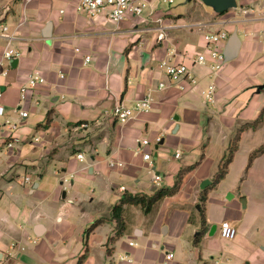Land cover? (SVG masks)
I'll return each mask as SVG.
<instances>
[{"label": "crops", "instance_id": "crops-1", "mask_svg": "<svg viewBox=\"0 0 264 264\" xmlns=\"http://www.w3.org/2000/svg\"><path fill=\"white\" fill-rule=\"evenodd\" d=\"M193 1V10L177 15L155 0L141 18L115 25L77 13L66 0H37L19 27L23 0H0V24L17 35L19 52L4 61L0 37V133L21 139L0 159V264H264V152L250 164L264 146L262 0H237L223 14ZM222 30L229 33L224 51L236 35L238 53L215 73L194 60L206 49L205 35ZM164 59L186 64L191 78L172 83L159 67ZM35 70L45 83L23 100ZM149 94L150 111L126 124L114 117L117 103L134 108ZM144 139L150 145L139 153ZM182 171L180 190L152 212L125 205L126 229L112 241V210L123 195L174 187ZM24 174L32 184H22ZM225 221L237 229L233 240L220 235Z\"/></svg>", "mask_w": 264, "mask_h": 264}, {"label": "built area", "instance_id": "built-area-1", "mask_svg": "<svg viewBox=\"0 0 264 264\" xmlns=\"http://www.w3.org/2000/svg\"><path fill=\"white\" fill-rule=\"evenodd\" d=\"M37 0H23V21L18 25L19 27L26 22V9L30 3ZM69 3H73L77 13L85 15L87 17H97L104 16L109 21L115 25H120L130 17L141 18L146 11L152 7L155 0H66ZM166 5L172 6L177 0H160ZM262 5L264 9V0H262ZM64 13V11H61ZM162 18L158 19L159 23H162ZM0 37L5 39L6 45L3 52V60L11 64L19 55L18 50L14 46V42L17 39V35L9 33V26L7 24H0ZM164 35H160L162 39ZM229 38V33L226 30L211 32L205 35V40L207 43L205 51L201 52L194 60L195 64L207 65L215 73L221 71L224 63L226 62L224 54V44ZM91 61V57L87 56L85 59L86 63ZM159 67L164 69L167 76L170 78L171 82L174 84H179L184 79L188 77L191 78L190 68L186 64L174 63L172 60H161ZM192 83L196 80L192 79ZM45 83V78L43 77L40 70L33 71L28 76V81L21 88L22 99L25 100L27 93L31 89H35L38 85ZM160 88H166L168 85L164 82L159 84ZM213 87H210L208 92V99L212 100ZM0 94V117L5 114L4 106L1 102ZM153 107V98L149 94L143 99L139 100L134 108H130L124 105L122 102L117 103L113 109L114 117L122 124H126L136 115L148 112ZM20 115L23 119L29 117V112L20 109ZM87 124H81V127H87ZM13 129H16V125H12ZM37 140V139H36ZM160 138L156 140L157 143L160 142ZM21 142V139L17 136L2 137L0 133V159L3 157L5 151H13L15 147ZM150 141L147 139L139 141V153H143L141 149L143 146H149ZM180 152L176 153V157L179 158ZM143 157L145 160H150L152 155L150 153H144ZM78 159L80 161L84 160V154H78ZM110 167H122L123 163L117 162L115 160L109 161ZM22 184L30 185L33 180L30 175H22ZM220 235L222 238L227 240H233L237 236V229L232 225L231 222L225 221L220 226ZM173 253H168L167 260H172L174 258Z\"/></svg>", "mask_w": 264, "mask_h": 264}, {"label": "trees", "instance_id": "trees-1", "mask_svg": "<svg viewBox=\"0 0 264 264\" xmlns=\"http://www.w3.org/2000/svg\"><path fill=\"white\" fill-rule=\"evenodd\" d=\"M20 1V0H18ZM261 123V119H259L258 121L254 122L253 124H249L246 125L242 128H249V127H257L259 124ZM239 138V134L236 137L234 143L230 146L229 152L228 154L224 157L223 159V163L220 167L219 172L217 173V175L215 176L214 179V183H219L226 175L227 171H228V167L229 164L231 163L233 156H234V152L237 149V140ZM264 152V146L261 147L260 149H258L250 158V164L253 161V158L258 154ZM185 171H182L179 176H178V180L175 184L174 187L171 188H161L158 191H156L153 195H146V194H130V193H125L123 195V197L120 200V203L115 205L113 207L112 210V215H111V220L112 221H116V236L114 238H112V241L116 238V237H120L125 229H126V222L125 219L123 217V210H124V206L125 205H137V206H141L144 210V212L146 214L152 212L154 210V208L156 207V205L162 201L164 198L166 197H171L174 196L181 187V182H182V178L184 175ZM104 220H98L96 221L88 230H87V234H89L96 226H98L99 224L103 223ZM203 224H206V220L205 218H203ZM83 258H81L79 264L82 263Z\"/></svg>", "mask_w": 264, "mask_h": 264}, {"label": "water", "instance_id": "water-1", "mask_svg": "<svg viewBox=\"0 0 264 264\" xmlns=\"http://www.w3.org/2000/svg\"><path fill=\"white\" fill-rule=\"evenodd\" d=\"M207 6L212 7L218 14H223L231 9L238 6L237 0H201ZM238 40L237 36L234 35L230 38L226 50L224 51L226 61L232 60L238 53ZM17 61L13 63L16 66ZM209 182V181H208ZM216 229V227H214Z\"/></svg>", "mask_w": 264, "mask_h": 264}, {"label": "rangeland", "instance_id": "rangeland-1", "mask_svg": "<svg viewBox=\"0 0 264 264\" xmlns=\"http://www.w3.org/2000/svg\"><path fill=\"white\" fill-rule=\"evenodd\" d=\"M168 9L173 10L177 15L182 14L186 15L188 9H192L194 6V1L189 0H177L176 3L172 6L166 5ZM193 10V9H192ZM221 215V213H219Z\"/></svg>", "mask_w": 264, "mask_h": 264}]
</instances>
